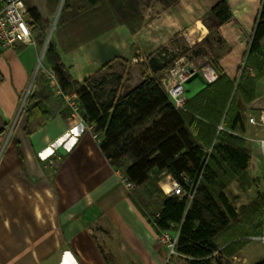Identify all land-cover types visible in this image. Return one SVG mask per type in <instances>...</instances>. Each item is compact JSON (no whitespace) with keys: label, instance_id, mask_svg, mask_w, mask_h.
Segmentation results:
<instances>
[{"label":"crops","instance_id":"obj_1","mask_svg":"<svg viewBox=\"0 0 264 264\" xmlns=\"http://www.w3.org/2000/svg\"><path fill=\"white\" fill-rule=\"evenodd\" d=\"M214 2L179 0L164 8L153 0L143 10V24L135 33L126 25H117L86 42L58 39L57 50L80 82L106 61L128 62L124 81L133 88L143 80L151 53L159 51L156 58L162 59L166 50L170 58L163 60L183 57L189 64L190 58H196L187 53L176 56L178 49L173 44L163 50L161 46L176 34L185 38L188 49L202 46L203 40L210 39L204 15ZM153 10L156 12L151 15ZM221 31L224 36V28ZM223 42L229 46L227 54L235 44ZM43 50L35 40L0 54V128H4L0 134V264L192 261L178 252L179 257L170 261L168 246L132 201L133 191L122 180L124 170L105 156L100 139L88 125L72 117L51 79L43 103L29 105L40 73L48 78L52 73L48 63L40 68ZM140 61L146 64L137 77L134 65ZM148 73L153 75L150 69ZM202 78L206 85L213 82L204 73ZM196 87L192 92L186 87L187 100L205 86ZM258 138L248 141L257 142L259 147ZM52 153L55 164L48 166L45 157ZM261 259L264 257L249 264Z\"/></svg>","mask_w":264,"mask_h":264},{"label":"trees","instance_id":"obj_2","mask_svg":"<svg viewBox=\"0 0 264 264\" xmlns=\"http://www.w3.org/2000/svg\"><path fill=\"white\" fill-rule=\"evenodd\" d=\"M103 1L108 4V21L98 25L91 12L99 0H65L56 41L86 42L117 25H126L135 33L143 24V10L153 3V0ZM158 1L168 8L179 0ZM26 7L35 24L46 21L36 6ZM204 23L210 36L214 28L220 31L224 28L220 40L235 46L225 56L215 58L218 77L189 98L185 109H176L158 82V77L174 65L173 59H154L159 51L148 56L149 68L137 86L130 88L127 80L122 82L120 76L116 77L118 84L108 99L103 97L104 88L114 79L101 76L105 65L80 82L63 63L56 41L49 44L45 55L61 89L79 95L80 115L92 125L105 156L116 168L123 169L131 182L141 187L153 174L161 173L184 185L186 179L199 180L191 202L168 195L153 212H147L135 195L136 190L131 193L138 210L160 236L165 231L178 233L176 252L192 258L194 264H208L215 252L224 249H230L228 255H232L249 236L261 235L264 214L262 197L239 212L226 191L236 180H247V186H251L247 177L251 155L246 142L235 133L244 124L237 98L243 95L251 102L252 92L246 91L245 86L264 76V0H215ZM84 24L90 27L87 36L90 38L83 41L71 29ZM45 37L44 31L38 38L35 36L40 47ZM201 45L213 50L209 39ZM242 59L245 69L238 78L239 70L234 67ZM106 65L108 72L113 71V61ZM247 68L256 69L257 75L251 76ZM49 87V78L41 72L29 105L43 103ZM68 111L72 113L70 108ZM3 131L0 128V134ZM254 264H264V259Z\"/></svg>","mask_w":264,"mask_h":264},{"label":"rangeland","instance_id":"obj_3","mask_svg":"<svg viewBox=\"0 0 264 264\" xmlns=\"http://www.w3.org/2000/svg\"><path fill=\"white\" fill-rule=\"evenodd\" d=\"M24 2L26 6H36L41 12V14L44 16V18L46 19V21L41 24H35L33 19L28 14V19L32 23L34 36L38 38L40 32L42 31H44L46 35L44 43L41 46L42 49H46L44 52V56L40 60V68L43 69V65L47 63V59L45 55L49 47V44L52 41L53 42L56 41L58 20L61 15L62 9L64 7L65 0H24ZM82 3H84V1ZM241 6L244 7L245 3H243ZM155 12L156 11L153 10L150 13L151 15H154ZM92 13H94L98 25H100L101 22L108 21V4L105 3V1L103 0H99L98 4L95 7V10L91 12V14ZM88 16H92V15H88ZM207 16L208 13L204 15V19H206ZM89 29H90L89 25L84 24L72 28L71 30L74 33H76L78 39L84 41L86 40V38H90L87 37L90 34V32L88 31ZM87 31L88 33H85ZM221 33L222 32L220 31V29L217 28H214L212 30V34L209 39L210 44L213 47L212 51H209V49L205 46L203 47L197 46L193 50L188 49L187 46L188 42L185 40V38L181 36V34H176L174 38L168 39L161 46L162 49L163 47H165V45L173 44L175 48L178 49L176 56L183 53H187V55H195L196 57L195 59L190 58L191 61L190 64L191 66L200 69V72L196 73L194 77L191 78V80L187 81L186 87L190 88V92H192L193 89L197 88L196 86L199 87L206 86V82H204L202 78L201 69L203 68V66L207 64H211L214 67L215 58L217 59L221 58L228 51L229 46L226 43L224 44V42L220 40ZM173 54L175 56L174 52ZM153 58L155 59L156 56H153ZM106 64H108V61H106V63L104 64L105 69L103 70V74L101 76L106 77L108 80V75H109V76H113L114 79L113 81L111 79L109 84H107V86L104 88L103 97L105 99H108V97H110L109 94L111 93V90L114 89L118 84L116 77L120 76L122 78V82H124V80L128 77V70L130 69V66H128V62L123 64L121 63V61H115L112 65L113 71L108 72V68L106 67L107 66ZM144 64L146 63L140 61L139 63L134 65L136 66L135 75L137 77L142 75V72L144 70ZM148 65H149V59H148ZM168 69H166L164 73ZM234 69L239 70L238 72V78H239L242 71L245 69L244 59L239 60L235 65ZM247 72H249V74L253 77H255L258 73V71L254 68H247ZM231 74L233 76H237L235 75L236 73L231 72ZM245 88L246 91L250 90L252 92V94L249 96H253L252 98L254 99L251 102H247L246 97L244 98L243 95H238L237 99L241 107L240 109L243 116L244 124L243 126L238 127L235 133L236 135H239L246 142V148L248 149L251 158H253L254 160L252 161L251 159V165L247 171L248 181L249 184H251V186L250 187L247 186V180L246 181L236 180L232 182L226 190L229 198L234 203V205L236 206L239 212H242L243 208L252 205L260 197H262L264 201V158L261 154L258 145L256 144L257 142L251 140L250 142L248 141V139L251 137H260L262 134V130L261 127L259 126L247 124V117L249 114L258 115L261 110H264V76H261L255 79L254 81L250 82V85L248 86L247 84ZM246 96H248V92ZM252 144H255L256 146L252 147ZM206 151L209 152L210 148H206ZM171 186H172L171 179L165 174L161 173V174H153L151 180L148 183H146L141 187H137L134 190H136L135 195H137L138 200L143 205H145L147 212H153L156 209L157 205L161 202V200L165 196H168L171 193ZM263 218H264V214H263ZM252 237L254 236H249L248 237L249 240L243 242V246L237 251L233 252L232 255H228V251L230 249L228 251L224 249L225 251L215 252L214 256L211 257V260L208 264H249L264 257L263 243L260 240L254 239ZM223 247L224 246H222V248ZM178 257L179 256L177 254H173L171 255L172 259H170V261L173 262L175 261V258ZM179 262L181 264H194L190 259H185V258H182L181 260H179Z\"/></svg>","mask_w":264,"mask_h":264},{"label":"built area","instance_id":"obj_4","mask_svg":"<svg viewBox=\"0 0 264 264\" xmlns=\"http://www.w3.org/2000/svg\"><path fill=\"white\" fill-rule=\"evenodd\" d=\"M3 2V8L0 10V54L11 48H15L19 45L34 44L35 36L32 29V23L28 19V10L23 0H0ZM169 51H162L161 57L169 59ZM202 73L206 75L208 81L212 82L218 74L215 73L214 67L211 64L203 66ZM200 72V69L191 66L186 62L183 57L174 61V65L169 68L165 73L158 77V82L167 94L168 99L176 109H185L187 102L186 83L196 73ZM213 75V76H211ZM51 83L57 88L58 93L65 100L66 105L72 110V117L79 119L88 125V128L92 130V125L80 115L81 103L79 101V95L76 92L65 93L52 72L49 74ZM3 77L0 74V82ZM248 124L261 127L262 134L258 138L259 148L264 158V110H261L258 115L250 114L247 119ZM223 129V126H220ZM94 137L98 138L96 134ZM55 153L45 157L48 166H54ZM201 178V175H200ZM126 187L130 190L136 189L138 186L131 182L126 175L122 178ZM171 193L169 195H178L179 197L186 198L189 202L192 201L196 192L198 181L186 179V184H182L176 180L171 179ZM177 232L165 231L161 234V241L169 248L170 256L176 253ZM260 240L264 245V219H263V232L260 236L252 237Z\"/></svg>","mask_w":264,"mask_h":264},{"label":"water","instance_id":"obj_5","mask_svg":"<svg viewBox=\"0 0 264 264\" xmlns=\"http://www.w3.org/2000/svg\"><path fill=\"white\" fill-rule=\"evenodd\" d=\"M47 42H48V40H47ZM46 45H47V44H46ZM45 50H46V49H44V51H43L42 57L44 56V52H45Z\"/></svg>","mask_w":264,"mask_h":264}]
</instances>
